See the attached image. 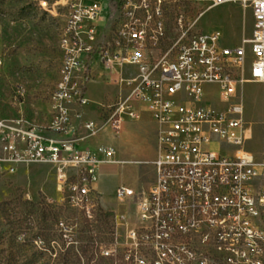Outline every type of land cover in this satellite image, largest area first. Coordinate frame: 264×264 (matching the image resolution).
I'll use <instances>...</instances> for the list:
<instances>
[{
  "label": "built area",
  "instance_id": "2783aa9c",
  "mask_svg": "<svg viewBox=\"0 0 264 264\" xmlns=\"http://www.w3.org/2000/svg\"><path fill=\"white\" fill-rule=\"evenodd\" d=\"M180 0H65L66 34L59 37L61 77L49 100L42 129L19 117L0 119V172L21 164H48L66 201L91 216L99 168L119 162L111 146L82 148L71 125L72 106L87 103L93 62L127 92L108 105L106 117L118 130L123 116L137 118L142 105L155 126L151 182L138 191L119 186L117 199H131L134 220L116 218L130 243L131 264H260L264 254V160L244 147L243 107L235 98L246 81L264 82V0H186L208 8L239 3L252 14L248 38L233 46L218 32L190 33L177 18L178 32L166 40L165 13ZM109 19L101 24L102 11ZM3 59L0 55V71ZM135 68L125 74L124 68ZM248 73V77L245 73ZM105 74V75H106ZM215 85L222 105L198 98ZM94 134L96 124L82 121ZM58 134H46V130ZM114 250V249H113ZM105 250V255L112 254Z\"/></svg>",
  "mask_w": 264,
  "mask_h": 264
},
{
  "label": "rangeland",
  "instance_id": "374dc122",
  "mask_svg": "<svg viewBox=\"0 0 264 264\" xmlns=\"http://www.w3.org/2000/svg\"><path fill=\"white\" fill-rule=\"evenodd\" d=\"M69 10L65 0H0V119L22 116L42 129L48 124L49 96L60 63L58 39ZM179 15L185 25L192 24L190 33L218 32L229 46L251 34V10L239 3L208 8L180 0L165 13L167 34L161 50L176 36ZM133 71L125 67V74ZM113 77L101 68L93 72L87 103L71 108L87 139L79 146H111L119 161L100 166L91 216L67 203L55 169L48 164H21L12 173L0 172V264H131L123 258L130 243L126 228L116 218L125 214L132 222L134 206L131 199H117L114 190L125 186L138 191L151 182L155 126L149 112L137 104V118L123 116L119 129L111 128L106 121L110 110L100 103L108 105L127 94L123 86L112 84ZM263 94L264 83H245L236 99L244 110L245 149L255 155L256 150L264 151ZM198 99L209 107L224 102L213 84L205 85ZM84 120L96 124L94 134L82 127ZM71 125L80 139L72 121ZM46 134L50 135L48 129ZM254 158L263 161L264 155ZM105 250L112 254L105 255Z\"/></svg>",
  "mask_w": 264,
  "mask_h": 264
},
{
  "label": "crops",
  "instance_id": "0c3cea01",
  "mask_svg": "<svg viewBox=\"0 0 264 264\" xmlns=\"http://www.w3.org/2000/svg\"><path fill=\"white\" fill-rule=\"evenodd\" d=\"M104 10H106V14L105 15H103L102 14V17H101V24H103V23H106V21H108V19H109V16H110V13H109V9L107 8V9H104ZM99 68H101L100 66H99V64H98V62H93V65H92V72H95V71H97ZM124 70H125V68H124ZM102 72H104L105 74H106V72L105 71H103L102 70ZM93 74V73H92ZM108 74H112V75H116L117 74V72H115V71H113V72H111V73H108ZM245 76L246 77H248V73L246 72L245 73ZM253 82H256V81H246L245 83H253ZM245 83H243V85L245 84ZM260 83H264V82H260ZM113 84V83H112ZM114 85V84H113ZM243 85L242 86H240L239 87V89L238 90H240L241 91V89L243 88ZM237 96H238V92H237ZM237 96H236V98L235 99H237ZM263 97H264V94H263ZM264 100V99H263ZM242 104V103H241ZM242 107H243V105H242ZM243 116H244V110H243ZM71 121H72V123H73V126H74V131L78 134V136L80 137V138H82L83 137V133H84V131L82 130V128H81V126L79 125L80 124V121H78V119L74 116V114H72V111H71ZM154 124V123H153ZM49 134L50 135H53V136H59L58 134H55V133H51V132H49ZM87 139H80V141L79 142H85ZM246 141H248V139L246 140ZM79 142H78V144H79ZM245 147V146H244ZM250 154H252L253 156H258V154H260V155H264V151H261V150H256L255 152H256V154L257 155H255V154H253L252 152H250V151H248Z\"/></svg>",
  "mask_w": 264,
  "mask_h": 264
},
{
  "label": "bare ground",
  "instance_id": "6f19581e",
  "mask_svg": "<svg viewBox=\"0 0 264 264\" xmlns=\"http://www.w3.org/2000/svg\"><path fill=\"white\" fill-rule=\"evenodd\" d=\"M67 14H70V10L68 11ZM60 34H61L60 37H65V34H66V19L64 20V23L62 25V30H61ZM57 77H61V63H59ZM49 100H51V94L49 96ZM260 264H264V254H262V259H261Z\"/></svg>",
  "mask_w": 264,
  "mask_h": 264
}]
</instances>
